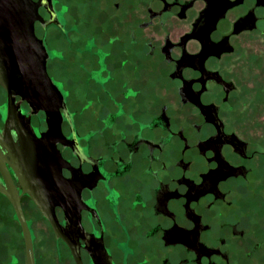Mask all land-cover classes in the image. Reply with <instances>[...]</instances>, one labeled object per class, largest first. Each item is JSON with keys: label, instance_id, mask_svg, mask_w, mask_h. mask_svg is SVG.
Segmentation results:
<instances>
[{"label": "flooded vegetation", "instance_id": "1", "mask_svg": "<svg viewBox=\"0 0 264 264\" xmlns=\"http://www.w3.org/2000/svg\"><path fill=\"white\" fill-rule=\"evenodd\" d=\"M33 2L56 89L0 84V264L24 225L33 264H264V0Z\"/></svg>", "mask_w": 264, "mask_h": 264}, {"label": "water", "instance_id": "2", "mask_svg": "<svg viewBox=\"0 0 264 264\" xmlns=\"http://www.w3.org/2000/svg\"><path fill=\"white\" fill-rule=\"evenodd\" d=\"M37 6L33 0H0V84L10 93L23 92L30 101L41 99L49 88H55L46 71L47 52L44 44L35 35L33 22ZM10 165L18 176L25 192H28L37 202L43 213L52 222L60 236H64L54 216L43 201L42 191H34L41 187L58 186L59 173L49 166L42 168L34 155L19 154L15 147L11 151ZM46 164V163H44ZM0 169L5 172L6 165L0 150ZM39 172V175H38ZM46 172L45 178L41 176ZM44 183V185H43ZM0 190L2 188L0 187ZM42 193V194H41ZM21 216L18 200L8 194ZM22 218V216L20 217ZM24 223V220L22 219ZM28 259L34 263L32 241L29 230L26 229Z\"/></svg>", "mask_w": 264, "mask_h": 264}]
</instances>
